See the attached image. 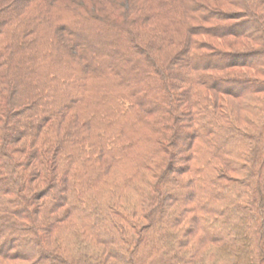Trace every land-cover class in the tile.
Segmentation results:
<instances>
[{
    "label": "trees",
    "instance_id": "obj_1",
    "mask_svg": "<svg viewBox=\"0 0 264 264\" xmlns=\"http://www.w3.org/2000/svg\"><path fill=\"white\" fill-rule=\"evenodd\" d=\"M0 264H264V0H0Z\"/></svg>",
    "mask_w": 264,
    "mask_h": 264
},
{
    "label": "rangeland",
    "instance_id": "obj_2",
    "mask_svg": "<svg viewBox=\"0 0 264 264\" xmlns=\"http://www.w3.org/2000/svg\"><path fill=\"white\" fill-rule=\"evenodd\" d=\"M91 4V3H90Z\"/></svg>",
    "mask_w": 264,
    "mask_h": 264
}]
</instances>
